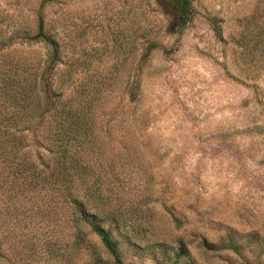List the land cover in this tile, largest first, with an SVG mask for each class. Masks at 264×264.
Listing matches in <instances>:
<instances>
[{
	"label": "rangeland",
	"instance_id": "1",
	"mask_svg": "<svg viewBox=\"0 0 264 264\" xmlns=\"http://www.w3.org/2000/svg\"><path fill=\"white\" fill-rule=\"evenodd\" d=\"M194 4L195 17L180 32L164 0H0V77L17 59L46 61L44 44L11 40L17 30L35 25L36 12L43 10L62 50L56 75L71 70L80 82L102 80L97 86L108 97L101 123L118 124L113 143L121 144L119 125L127 123L135 131L145 127L150 137L147 153L137 152L132 164L118 167L133 169L126 188L137 191L152 174L155 198L169 206L182 208L185 195L197 199L199 214L186 209L205 233L216 231L205 229L212 219L264 233V0ZM214 17L222 38L212 28ZM152 40L174 52L157 50L142 64V47ZM134 79L140 94L136 115L147 113L145 124L132 116L124 120L136 105L126 94ZM35 201L42 203L43 193L0 195V264H87L88 250L74 251L69 235L51 240L52 229ZM196 244L195 264H260L248 252L208 251ZM127 264L161 263L132 256Z\"/></svg>",
	"mask_w": 264,
	"mask_h": 264
},
{
	"label": "trees",
	"instance_id": "2",
	"mask_svg": "<svg viewBox=\"0 0 264 264\" xmlns=\"http://www.w3.org/2000/svg\"><path fill=\"white\" fill-rule=\"evenodd\" d=\"M164 2L175 16L173 29L182 32L195 17V0ZM212 28L222 38L219 18H212ZM11 40L21 46L42 43L48 56L44 64L38 56L31 62L17 59L12 71L0 77V195L43 193L42 203L35 204L52 229L51 240L56 234V240L69 235L74 251L88 250L87 264H106L103 252L114 264H127L132 256H151L161 264H195L191 245L196 241V248L231 250L242 256L248 252L264 263L260 228L243 231L212 219L205 229L216 231L207 234L186 209L199 214L197 199L185 195L182 208L175 203L169 206L165 199L155 198L152 174L137 191L126 188L124 181L133 169L126 172L118 167L132 164L137 152L147 153L150 137H145V127L135 131L127 123L119 125L121 144L113 143L118 124L104 127L101 123L108 97L98 87L102 80L94 85L80 82L71 70L56 75L62 50L47 28L43 10L36 12L35 25L17 30ZM160 49L174 52L173 47L152 40L143 45L140 62L146 63ZM138 82L134 79L126 91L136 105L124 120L132 116L144 123L148 114L136 115ZM117 111V106L111 109L113 115ZM139 137H143L142 147L136 143ZM157 201H161L158 208Z\"/></svg>",
	"mask_w": 264,
	"mask_h": 264
}]
</instances>
